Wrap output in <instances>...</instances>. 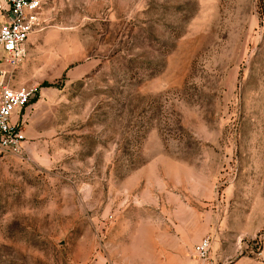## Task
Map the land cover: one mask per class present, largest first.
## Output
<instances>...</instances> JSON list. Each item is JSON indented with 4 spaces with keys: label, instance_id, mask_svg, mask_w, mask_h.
<instances>
[{
    "label": "rangeland",
    "instance_id": "1",
    "mask_svg": "<svg viewBox=\"0 0 264 264\" xmlns=\"http://www.w3.org/2000/svg\"><path fill=\"white\" fill-rule=\"evenodd\" d=\"M40 18L10 77L38 92L0 150V264H264V0Z\"/></svg>",
    "mask_w": 264,
    "mask_h": 264
},
{
    "label": "built area",
    "instance_id": "2",
    "mask_svg": "<svg viewBox=\"0 0 264 264\" xmlns=\"http://www.w3.org/2000/svg\"><path fill=\"white\" fill-rule=\"evenodd\" d=\"M44 0H0V150L18 153L24 135L14 115L36 96L33 84L10 83L12 70L25 58L26 40L41 23ZM209 246L203 238L195 252L205 257Z\"/></svg>",
    "mask_w": 264,
    "mask_h": 264
},
{
    "label": "crops",
    "instance_id": "3",
    "mask_svg": "<svg viewBox=\"0 0 264 264\" xmlns=\"http://www.w3.org/2000/svg\"><path fill=\"white\" fill-rule=\"evenodd\" d=\"M28 39V38H27ZM27 41V40H26ZM27 46V45H26ZM24 84H26V83H24ZM13 85H15V84H13Z\"/></svg>",
    "mask_w": 264,
    "mask_h": 264
}]
</instances>
